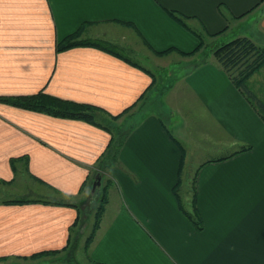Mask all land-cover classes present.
I'll list each match as a JSON object with an SVG mask.
<instances>
[{
    "label": "crops",
    "instance_id": "obj_1",
    "mask_svg": "<svg viewBox=\"0 0 264 264\" xmlns=\"http://www.w3.org/2000/svg\"><path fill=\"white\" fill-rule=\"evenodd\" d=\"M114 25L135 31L157 57L186 55L166 95L169 114L135 118L100 171L112 131L0 101V184L22 171L55 190L0 197V259L66 248L99 171L116 200L101 210L91 263L264 264V114L211 54L192 63L205 35L264 46V0H0V96L41 91L122 113L157 73L96 46L58 49L79 27L82 39L122 49L110 37ZM245 84L264 103V64ZM192 133L205 145L193 170Z\"/></svg>",
    "mask_w": 264,
    "mask_h": 264
},
{
    "label": "rangeland",
    "instance_id": "obj_2",
    "mask_svg": "<svg viewBox=\"0 0 264 264\" xmlns=\"http://www.w3.org/2000/svg\"><path fill=\"white\" fill-rule=\"evenodd\" d=\"M192 28L194 29L195 27L192 26ZM112 29L113 30L111 31L112 33L110 37L115 39L116 43L123 46L122 49L117 47V50L129 56L132 61L144 65L150 68V70H152L153 72H156L158 78V80L153 84V86L151 87L149 92L144 96V98L137 101L138 103L135 102V104L131 108H129V110L123 111L117 116H110L108 114L102 113V115L108 118L109 120L106 123L110 125L111 129H113L111 131L112 136L115 139V143L117 142V144H119L118 142L124 136L123 133H125V130L128 125L134 120L133 118H139L140 120L148 111H157L167 117V115L169 114V106L166 103V100H168V98L166 99V95L169 94L175 88L174 85L177 83V81L172 80L174 73L177 72L176 70L178 69L175 67V65L178 66L187 64L183 61L180 62V60L183 59V57L186 55H181L177 53H167L160 57L155 56V54L147 50L145 45L141 42L138 34L135 31H132L129 27H126L124 25H114ZM204 38L205 42H203L198 52L192 54L193 64L194 62H198L199 60L205 57L207 58L208 56H210V54L212 57H214L212 51L224 39L222 38V40H219L218 37L209 39L207 38V35H205ZM107 40L108 39H106V41ZM108 42L110 41L108 40ZM127 46H130L133 49V52H130ZM198 53H200V58H197ZM155 65L165 66L164 69H158L156 71ZM164 70L166 72L161 73L164 72ZM167 74L170 76H168ZM200 123L203 124L205 123V121H199V124ZM208 130L209 132H211L209 128ZM213 135L215 136V139L213 140V137H210V141L215 143V140H217V136L215 135V133H213ZM204 150V143L196 139L195 134L192 133V170L199 160L205 158L204 153H202ZM116 154L117 152L115 147H112V152L110 153V155L104 153V155L102 156L104 158L99 162V170H106L102 169L101 167L104 166L105 163H110L112 157L116 156ZM98 173H100L101 176V172L98 171ZM108 184H110V182H106L102 179L101 176L100 186L94 190V193L96 194L93 197L91 194L90 187V193L87 194L88 200L85 204L84 209L85 221H83L81 227H77V229H79V231H77L76 233L77 237H75L73 240H70V243L66 248L59 251L36 253L29 257L20 259L5 257L0 259V264H8L14 260H22V264H44V262L46 261H50L46 264H93L91 263L88 257V247L90 245L89 240L93 238L92 234L95 228V223L99 217V208L100 206H103L106 202L105 192L106 188L108 187ZM29 190H32V193H29ZM48 191L55 190L41 186L28 179L26 176L24 177L22 171L19 173V175L17 174L16 178H14L11 183H6L3 185L0 184V197L5 196L6 198L21 195L32 196L34 194L39 193H51ZM113 191L114 190H112V193L110 192L107 196V202L109 200V203H114L116 200V195L113 194ZM53 195L56 194L53 193Z\"/></svg>",
    "mask_w": 264,
    "mask_h": 264
},
{
    "label": "trees",
    "instance_id": "obj_3",
    "mask_svg": "<svg viewBox=\"0 0 264 264\" xmlns=\"http://www.w3.org/2000/svg\"><path fill=\"white\" fill-rule=\"evenodd\" d=\"M171 14L173 17L177 18L173 12H171ZM177 20L179 19L177 18ZM81 30L82 27H79L77 31H75L74 33L68 35L65 39H63L59 43L58 49H65L74 45H91L109 51L128 62H132L126 55L122 54L117 50L116 45H112L108 41H102L100 39H90V38L82 39L80 37V34L82 33ZM202 44L203 43H200V45L192 51V54L197 52L202 46ZM212 53L217 63L220 66H222V68H224V70L230 75L236 86H238V88H240V90H242V92L246 95V98L250 102L253 101L261 109V112L264 114V103L260 101L256 97V95L245 84V79L250 74H252L259 66L264 64V46H260L256 44L247 36H238L231 40L221 42L212 51ZM198 58H200V54H198ZM205 59L206 57L201 59V61ZM201 61L196 62V65L200 64ZM143 98L144 97H140V99ZM140 99H138V101ZM0 101L27 109L44 112L53 116L69 117V118L85 120L90 123L98 124L99 126H102L108 129L109 131H111L110 125L106 123L109 120L105 119L104 116L102 115V113H104L103 110H101L95 105L86 104V103H76L73 101L58 98L53 95H49L41 91L34 95H26V96H12V97L0 96ZM134 104H132V106ZM132 106L128 107V109L126 110H129V108H131ZM131 127H133V125L130 124V126L126 128L125 133H123L124 136L118 142L119 144H117V142L115 143V139L113 138V136L111 137L110 143L106 151L107 155H110V153L112 152V147H115L116 152H118V149L122 146L123 138L127 135V133H129ZM114 157H112V159ZM107 191L108 188H106V192H105L106 199H107ZM95 194L96 193H93L92 197ZM102 208L103 206H100L99 214H98L99 216ZM98 219L95 223V228L92 237L94 235ZM194 222L198 226L197 221ZM91 240H89V242H91Z\"/></svg>",
    "mask_w": 264,
    "mask_h": 264
},
{
    "label": "water",
    "instance_id": "obj_4",
    "mask_svg": "<svg viewBox=\"0 0 264 264\" xmlns=\"http://www.w3.org/2000/svg\"><path fill=\"white\" fill-rule=\"evenodd\" d=\"M100 183H101V176L99 173H96L94 175V179H93V182H92V185H91V194L94 193V190L100 186Z\"/></svg>",
    "mask_w": 264,
    "mask_h": 264
}]
</instances>
